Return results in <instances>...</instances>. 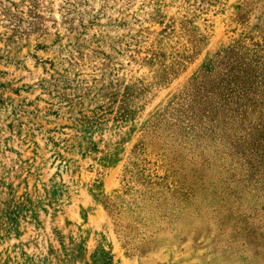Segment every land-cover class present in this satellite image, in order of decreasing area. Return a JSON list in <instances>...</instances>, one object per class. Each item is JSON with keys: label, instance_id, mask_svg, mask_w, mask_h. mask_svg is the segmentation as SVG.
Wrapping results in <instances>:
<instances>
[{"label": "rangeland", "instance_id": "1", "mask_svg": "<svg viewBox=\"0 0 264 264\" xmlns=\"http://www.w3.org/2000/svg\"><path fill=\"white\" fill-rule=\"evenodd\" d=\"M0 264H264V0H0Z\"/></svg>", "mask_w": 264, "mask_h": 264}]
</instances>
